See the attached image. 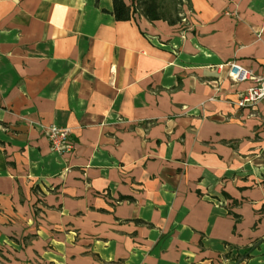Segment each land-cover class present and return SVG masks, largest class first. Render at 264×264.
Returning a JSON list of instances; mask_svg holds the SVG:
<instances>
[{"label": "crops", "instance_id": "obj_1", "mask_svg": "<svg viewBox=\"0 0 264 264\" xmlns=\"http://www.w3.org/2000/svg\"><path fill=\"white\" fill-rule=\"evenodd\" d=\"M188 5L0 0V264H264V0Z\"/></svg>", "mask_w": 264, "mask_h": 264}, {"label": "built area", "instance_id": "obj_2", "mask_svg": "<svg viewBox=\"0 0 264 264\" xmlns=\"http://www.w3.org/2000/svg\"><path fill=\"white\" fill-rule=\"evenodd\" d=\"M229 76L235 82H251L249 87L241 91L237 102L238 108L252 107L264 102V75L257 74L253 69L234 61L229 63ZM45 133L52 149L63 151L73 147V142L69 139L71 135L69 127L48 125L45 127Z\"/></svg>", "mask_w": 264, "mask_h": 264}, {"label": "trees", "instance_id": "obj_3", "mask_svg": "<svg viewBox=\"0 0 264 264\" xmlns=\"http://www.w3.org/2000/svg\"><path fill=\"white\" fill-rule=\"evenodd\" d=\"M185 3L190 4V0H132L130 5L125 0H113L112 14L117 20H130L140 13L151 21L165 20L173 25L184 20Z\"/></svg>", "mask_w": 264, "mask_h": 264}, {"label": "rangeland", "instance_id": "obj_4", "mask_svg": "<svg viewBox=\"0 0 264 264\" xmlns=\"http://www.w3.org/2000/svg\"><path fill=\"white\" fill-rule=\"evenodd\" d=\"M129 1H130V0H129ZM186 5H188V3H185V5H184L183 9H185ZM187 7H189V5H188Z\"/></svg>", "mask_w": 264, "mask_h": 264}]
</instances>
